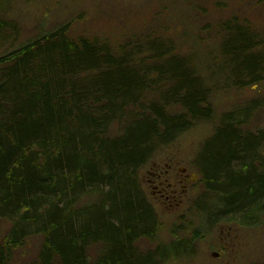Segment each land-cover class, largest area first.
I'll use <instances>...</instances> for the list:
<instances>
[{"label": "trees", "instance_id": "1", "mask_svg": "<svg viewBox=\"0 0 264 264\" xmlns=\"http://www.w3.org/2000/svg\"><path fill=\"white\" fill-rule=\"evenodd\" d=\"M215 31L226 82L264 85V34L238 16ZM20 37L16 22L0 18V221L10 224L0 264H13L32 237L42 244L28 264H168L192 255L189 239L161 240L139 176L160 148L215 118L192 57L154 31L115 47L63 26L7 53ZM263 108L260 97L220 123L197 155L207 193L198 210L216 223H264V129L252 127Z\"/></svg>", "mask_w": 264, "mask_h": 264}, {"label": "rangeland", "instance_id": "2", "mask_svg": "<svg viewBox=\"0 0 264 264\" xmlns=\"http://www.w3.org/2000/svg\"><path fill=\"white\" fill-rule=\"evenodd\" d=\"M234 16L248 19L264 34V0H5L3 5L0 1V18L16 22L21 29L20 39L9 43L7 53L42 33L68 26L73 38H104L115 47L134 35L154 31L159 38L175 41L179 51L192 57L194 68L211 88L215 118L197 122L177 140L160 148L139 174L141 186L163 224L161 240L189 239L192 243V255L168 264H264V223L257 226L238 221L216 223L198 210L199 200L207 194L196 163L204 142L220 123L240 118L248 104L264 97V85L237 89L221 74L223 59L218 55L215 27ZM256 115L252 127L264 129V108ZM114 133H120V125L114 127ZM153 162L160 163L163 169L166 162L173 163L175 175H179L180 167H186L199 176L180 207H168L149 184L148 170ZM9 230L10 224L0 221V244ZM41 244L40 237L29 239L16 252L13 264L36 260ZM141 247L147 250L152 245L142 242ZM98 248L93 247L90 255L95 257Z\"/></svg>", "mask_w": 264, "mask_h": 264}, {"label": "flooded vegetation", "instance_id": "3", "mask_svg": "<svg viewBox=\"0 0 264 264\" xmlns=\"http://www.w3.org/2000/svg\"><path fill=\"white\" fill-rule=\"evenodd\" d=\"M165 167L166 169H163L160 163L153 162L148 170L151 175L149 184L153 187L154 192L158 193L162 202L173 209L181 206L184 196L197 182L199 176L197 173L189 172L186 167H180L179 175H175L173 173L175 166L170 162H166Z\"/></svg>", "mask_w": 264, "mask_h": 264}]
</instances>
